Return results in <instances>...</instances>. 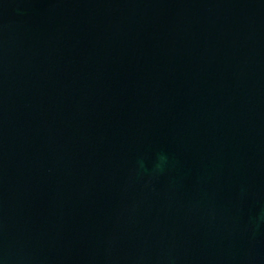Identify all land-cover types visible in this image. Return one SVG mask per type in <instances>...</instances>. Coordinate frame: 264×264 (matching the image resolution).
Segmentation results:
<instances>
[{
    "label": "water",
    "instance_id": "95a60500",
    "mask_svg": "<svg viewBox=\"0 0 264 264\" xmlns=\"http://www.w3.org/2000/svg\"><path fill=\"white\" fill-rule=\"evenodd\" d=\"M0 264H264V0H0Z\"/></svg>",
    "mask_w": 264,
    "mask_h": 264
}]
</instances>
